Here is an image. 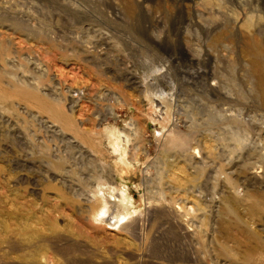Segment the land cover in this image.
Returning <instances> with one entry per match:
<instances>
[{"label": "rangeland", "instance_id": "rangeland-1", "mask_svg": "<svg viewBox=\"0 0 264 264\" xmlns=\"http://www.w3.org/2000/svg\"><path fill=\"white\" fill-rule=\"evenodd\" d=\"M0 264H264V0H0Z\"/></svg>", "mask_w": 264, "mask_h": 264}, {"label": "bare ground", "instance_id": "bare-ground-1", "mask_svg": "<svg viewBox=\"0 0 264 264\" xmlns=\"http://www.w3.org/2000/svg\"><path fill=\"white\" fill-rule=\"evenodd\" d=\"M48 127H49L50 130H52L53 132H55L56 128H55L53 125H49ZM55 133H56V132H55ZM58 133H59V132H58ZM252 176H253V175H252ZM64 181H66V180H64ZM66 182H67V181H66ZM129 215H130V214H129ZM129 215H128V216H129ZM126 219H127V218H126ZM116 220H117V218H116Z\"/></svg>", "mask_w": 264, "mask_h": 264}]
</instances>
